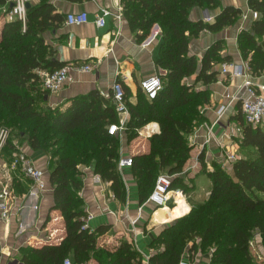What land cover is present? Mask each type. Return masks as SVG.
I'll return each mask as SVG.
<instances>
[{
	"label": "trees",
	"instance_id": "1",
	"mask_svg": "<svg viewBox=\"0 0 264 264\" xmlns=\"http://www.w3.org/2000/svg\"><path fill=\"white\" fill-rule=\"evenodd\" d=\"M8 2L0 0V7ZM122 3L124 15L140 40L150 34L155 24L160 26L163 37L156 61L158 68L164 70L159 73L163 88L158 96L148 99L140 86L138 102L133 104L129 101L130 89L123 86L130 110L125 129L127 141L137 137V129L149 122L160 125V132L149 139V150L131 155V170L144 203L161 173L173 176V188L188 191L189 183L182 172L193 148L189 134L202 119L201 107L211 102V91L196 86L198 82L206 85L216 81L217 65L232 59L220 53L222 41L207 48L201 59L190 53L191 42L203 31L218 32L234 24L242 11L234 6L222 7L221 0ZM250 6L260 16L241 31L238 40L243 58L249 60L255 75H261L264 0H250ZM195 7H220L221 11L210 23L192 19ZM53 12L50 4L30 7L25 24L19 19L5 20L0 35V131H9L1 156L10 160L19 152L22 141L50 156L52 209L61 211L66 226L60 243L24 246L20 260L23 264H64L65 258L73 254L74 264H86L92 257L99 264H144L131 242L123 241L111 251L97 246L100 229L84 228L88 214L79 194L84 184L82 167L91 168L111 182L120 201L127 199V187L118 167L121 142L118 135L108 131L119 117L113 98H105L97 91L76 97L66 110L42 104L49 91L43 89L38 70L54 71L65 64L53 58L55 52L43 36L52 25L63 21V16ZM192 76L195 80L188 82ZM236 119L241 136L235 141L242 155L231 171L218 163L207 171L211 179L208 196L164 227L152 244L156 251L149 258L150 264H180L186 253L192 257L199 250L209 249H213L210 264H260L250 242L258 232L264 245V127L246 122L242 111ZM200 159L204 161L203 154ZM17 179H12V186L15 194L22 195L29 186ZM164 208L171 215L169 208ZM183 208H188L184 200L179 201L177 213Z\"/></svg>",
	"mask_w": 264,
	"mask_h": 264
},
{
	"label": "crops",
	"instance_id": "2",
	"mask_svg": "<svg viewBox=\"0 0 264 264\" xmlns=\"http://www.w3.org/2000/svg\"><path fill=\"white\" fill-rule=\"evenodd\" d=\"M221 1L222 7L234 6L241 9L240 17L234 24L218 32L203 31L198 37L193 38L190 53L201 59L207 48L222 41L220 53L232 58L228 62L245 65L247 63L250 67L249 60L243 58L238 37L243 29L250 26L252 20L259 18L260 14L254 16L256 10L251 8L250 0ZM27 3L30 7L50 4L54 8L53 14L64 17L62 22L52 25L43 34L45 41L55 52L53 58L56 61L65 64H89L93 68L88 72L73 70L71 80L59 91L46 94L42 104L66 110L76 97L94 91L105 98H110L117 81L130 89L129 101L136 104L141 80L150 75L164 73V70H160L156 64L163 43L160 26L155 24L150 34L140 40L124 15L122 0H26V6ZM8 4L3 7L8 8ZM3 7L0 8L1 18ZM30 7H27V10ZM104 9L110 10L111 14L106 17L105 26L99 27L96 24V15ZM81 11L89 13V20L86 23H67L68 13ZM220 11V7L214 9L195 7L192 9L191 17L194 20L203 19L214 23ZM3 22L0 20V35ZM221 67L222 63L217 65L219 73L216 81L206 85L202 82L197 83V89L208 88L211 91V102L201 107L202 119L189 134V142L193 148L182 172L185 182L189 183V189L185 192L180 187L175 188L181 190L173 193L169 207L166 205L171 215L158 214L164 207L155 206L147 201L141 203L138 184L131 167L120 169L127 187L125 202L116 197L111 182L101 178L91 168L82 167L84 184L79 194L84 201L87 214L92 215L88 222L89 228L93 231L101 230L97 240L98 247L114 251L123 241H129L143 263L150 264L149 258L156 251L152 244L164 227L176 218L189 213L193 203H199L208 196L211 179L207 171L213 169L214 163L222 164L226 153H238L235 139L241 136V128L236 115L241 114L242 110L241 102L235 98V95L240 91L245 77L233 70L229 74H224ZM250 71L254 81L264 82V72L255 75L251 67ZM194 80L195 76L192 82ZM222 106L226 108L220 115L219 110ZM137 132V137L131 141H127L125 131L116 134L121 142L120 155L148 151L149 139L153 134L160 132V125L157 121H152L138 128ZM129 144L130 147L135 145L137 149L129 150ZM18 149L32 157L35 166L43 170L47 189L31 192V180L27 181L29 178L21 172L12 173V178L21 179L29 189L22 195L15 194L10 219L4 220L0 215V264H23L20 260L22 247L58 244L66 235L63 214L59 210L52 209L54 190L50 184V156L33 150L26 141H22ZM201 154L204 161L200 159ZM0 167H3L2 164ZM0 176L9 181L11 179V175H7L4 167L0 171ZM204 176L207 177V181ZM181 196L188 208H183L180 214L176 210ZM250 247L253 253L256 250L257 253L254 254L257 259L260 257V264H264L261 234L255 233ZM212 252L213 249L205 252L199 250L192 257L186 253L182 260L186 264H210ZM67 257L74 262L73 254ZM86 264H99V262L92 257Z\"/></svg>",
	"mask_w": 264,
	"mask_h": 264
},
{
	"label": "built area",
	"instance_id": "3",
	"mask_svg": "<svg viewBox=\"0 0 264 264\" xmlns=\"http://www.w3.org/2000/svg\"><path fill=\"white\" fill-rule=\"evenodd\" d=\"M10 2H13L14 4L11 6ZM8 3L9 6L5 10L4 14V16L7 17V20L19 19L25 24L27 20L26 0H9ZM109 14H111V11L108 9H104L102 12H100V14L98 13L96 15V24L99 27L105 26L106 17ZM253 14L255 17L259 15L257 11H254ZM88 20L89 13L87 11L71 12L67 14L66 18L68 24H81L86 23ZM77 69L88 72L93 68L89 64L66 63L54 71H49L48 69H39L38 74L43 89L51 93L59 91L71 80V72ZM232 70L235 73L241 74L245 77L240 91L235 95V98L241 102V110L245 121L253 124L254 126L260 125L264 127V82L254 81L250 67L247 63L246 65L234 64L232 62L222 63V73L229 74ZM140 85L148 99L153 100L162 90L163 81L160 75H150L142 79ZM112 98L116 105L119 121L111 123L108 127V131L110 134H118L125 131L127 123L130 120V110L126 92L120 81H117L113 86ZM225 108V106L220 108V115L224 112ZM8 135V130L2 129L0 131V164H2V166L5 168L7 175H11V179H13L12 173L21 172L24 176L31 180V192L35 190L40 192L46 190L47 185L44 179V172L42 169L35 166L32 157L21 150H19L17 153H14L10 160H6L1 156L2 148ZM122 154L120 155L118 162L119 169L131 167L133 164L132 156ZM238 158L239 157L236 156L235 153H226V156L224 157L225 162H228L230 165L231 162L235 163ZM172 184V175L167 173L159 174L155 187L147 202H151L158 207H166V205H169L170 200L173 198V193H177L181 190L173 188ZM15 196L16 195L14 193L11 181L0 176V215L2 219L8 220L11 218ZM91 218L92 215L90 214L85 217L84 228H89L88 222ZM64 264H74V262L70 257H66ZM180 264L186 263L181 260Z\"/></svg>",
	"mask_w": 264,
	"mask_h": 264
},
{
	"label": "rangeland",
	"instance_id": "4",
	"mask_svg": "<svg viewBox=\"0 0 264 264\" xmlns=\"http://www.w3.org/2000/svg\"><path fill=\"white\" fill-rule=\"evenodd\" d=\"M1 8V7H0ZM7 8H5V7H3L2 9H1V12L3 13V17L1 18V16H0V20H2V21H4L5 22V20H7V17L6 16H4V12H5V10H6ZM0 15H1V13H0ZM3 22V23H4ZM193 77L194 76H192V77H189L187 80H188V82H192V79H193ZM192 78V79H191ZM240 133H241V131H240ZM21 143V142H20ZM129 147V150L131 149V151H135V149H137V148H135L134 146L135 145H132V147H130L131 145L129 144L128 145ZM236 154V156H238V157H240V155H242V153H240L239 151H238V153H235ZM233 162H231V165L230 164H228V162H222V165H223V167H225V169L226 170H228V171H231L232 170V166H233ZM2 168L3 167H0V171L2 170ZM205 177V180L207 181V177L206 176H204ZM12 179H10V181H11ZM11 183H12V181H11ZM181 199V200H180ZM182 200H184L183 198H182V196H181V198H179V201H182ZM168 206V205H167ZM169 207V206H168ZM178 215V214H177ZM254 253H257L256 252V250H254ZM259 257V256H258ZM259 259V261H260V257L258 258ZM264 260V259H263Z\"/></svg>",
	"mask_w": 264,
	"mask_h": 264
},
{
	"label": "bare ground",
	"instance_id": "5",
	"mask_svg": "<svg viewBox=\"0 0 264 264\" xmlns=\"http://www.w3.org/2000/svg\"><path fill=\"white\" fill-rule=\"evenodd\" d=\"M180 198V197H179ZM162 213V214H161ZM165 213H167L166 212V210H165V208H162L161 210H160V212H158V214H161V215H164Z\"/></svg>",
	"mask_w": 264,
	"mask_h": 264
},
{
	"label": "water",
	"instance_id": "6",
	"mask_svg": "<svg viewBox=\"0 0 264 264\" xmlns=\"http://www.w3.org/2000/svg\"><path fill=\"white\" fill-rule=\"evenodd\" d=\"M14 3L10 2V5L12 6ZM27 7H30V4L27 3Z\"/></svg>",
	"mask_w": 264,
	"mask_h": 264
}]
</instances>
